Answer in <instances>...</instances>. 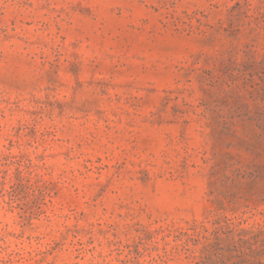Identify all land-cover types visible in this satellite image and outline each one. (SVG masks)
Returning <instances> with one entry per match:
<instances>
[{
	"label": "rangeland",
	"instance_id": "obj_1",
	"mask_svg": "<svg viewBox=\"0 0 264 264\" xmlns=\"http://www.w3.org/2000/svg\"><path fill=\"white\" fill-rule=\"evenodd\" d=\"M0 264H264V0H0Z\"/></svg>",
	"mask_w": 264,
	"mask_h": 264
}]
</instances>
